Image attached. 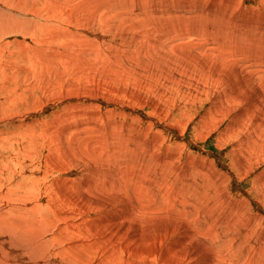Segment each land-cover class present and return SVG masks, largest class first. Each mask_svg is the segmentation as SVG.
Masks as SVG:
<instances>
[{"label": "rangeland", "instance_id": "1", "mask_svg": "<svg viewBox=\"0 0 264 264\" xmlns=\"http://www.w3.org/2000/svg\"><path fill=\"white\" fill-rule=\"evenodd\" d=\"M41 1L28 0L27 6L35 9L40 7ZM99 1L46 0L40 15L37 11L35 15L31 14L32 17H38L34 31L15 30L0 34V40L6 41L0 44V81L6 80L0 82V212H4L5 220L14 217L29 220L31 224L37 223L33 221L35 215L23 213L25 208L21 205L24 193L33 183L34 175L24 172L15 178L18 185L9 183L18 172L9 169L12 165H8V158L14 154L15 160L12 161L26 162L29 170L33 166L41 167V163L34 164V159L40 160L42 157L49 166L59 164L53 166L57 170H53L47 177V182H51L54 187L53 194L46 195V200L42 202L45 204L55 197L56 203L60 204L56 207L62 212V217L53 229L73 230L74 237L65 231L61 235L64 246L68 244L65 238L69 236L71 239L73 248L66 254L71 260L70 264H264V128L258 127L256 124L260 122L256 119L258 122L255 124L253 117L240 125L242 119H248L243 115H247V112L241 109L245 119L236 114L241 107L252 105L260 107L257 116L264 114V0H178L182 4L180 11L172 0ZM2 3L4 1L0 0ZM144 3L149 6L145 8ZM113 4H117L121 10H116ZM130 13L134 16L129 18ZM164 13L167 14L165 17ZM171 13L174 17L169 18ZM220 14L227 17H220ZM172 21L173 25H168ZM109 26L113 29L106 32V35L104 30ZM229 27H233V32L236 29L238 31L232 37L227 33ZM33 33H40V36ZM167 33L186 34V43L192 49L187 48L189 51L181 53V39L171 38ZM18 38L25 39L28 44L16 41ZM170 39L176 40L178 44L174 47ZM44 40L45 48L41 46ZM77 40L81 41L80 46ZM222 44L227 46L226 49H230L233 44L235 48L240 46L244 50L247 44L248 49L253 50L247 57L248 61L245 57H238L240 66L237 70L242 68L243 84H236L235 80L229 82L231 79L223 76L225 90L230 91L234 87L240 94L244 93L251 98V101L247 98L249 104L244 99L240 105L236 102V108L231 110L220 107V67L215 62L206 63L205 56L211 48L219 52ZM39 54L47 55L48 61L33 56ZM164 57L170 61L166 67L160 64L159 67L156 65L157 68H148L142 62L146 59L156 62ZM180 61L189 62L195 68H198L200 61L199 67L204 66L206 76L200 79L198 72L192 70H188L187 76L173 70L169 77L163 74L165 69L173 68L172 64H179ZM251 79L258 83L253 85L255 90L246 92L248 84L245 82ZM166 85L174 87L166 88ZM113 122L119 125L114 127L111 124ZM88 124L90 126L87 128ZM236 127L241 128L236 130ZM69 130L73 131L70 133L73 136L68 134ZM140 137L141 140H137ZM39 146L41 153L38 152ZM30 148L34 149L32 154L29 153ZM15 149H20L21 153L16 155ZM165 155L170 156V159L162 163L161 167L143 163L146 159L155 160ZM48 156H51V160H47ZM2 160H7V164L2 163ZM155 174L162 176H155L152 180ZM142 175L146 176L135 181ZM147 176L151 178L148 183L145 182L149 180ZM56 178L62 181L55 183ZM192 181L196 184L197 192L189 194L179 191L180 188L188 187ZM81 182L88 184L86 190L76 197L68 194L69 184L79 186ZM10 184L16 188L8 187ZM113 185L117 187L112 189ZM153 186L160 193L155 196L151 194L148 199L147 195L142 196L146 187L153 190ZM19 188L23 189L22 193H19ZM164 190L165 195L161 192ZM124 191L131 194L127 195ZM183 200L189 203H181ZM223 202H228V206ZM144 206L150 207L145 210L149 212L146 215L137 210L138 207L145 209ZM13 208L15 212H20L18 216L11 213ZM125 210H128L127 213H124ZM130 211H136L139 215L128 219ZM50 217L55 218L52 215ZM78 217H81L82 222L77 221ZM104 221L110 222L105 224ZM235 229H239L238 232ZM103 233L112 235L108 243L82 246L83 241L80 239L92 240ZM130 236H134L136 241L131 243ZM236 244L239 246H234ZM63 259H66L65 255Z\"/></svg>", "mask_w": 264, "mask_h": 264}, {"label": "bare ground", "instance_id": "2", "mask_svg": "<svg viewBox=\"0 0 264 264\" xmlns=\"http://www.w3.org/2000/svg\"><path fill=\"white\" fill-rule=\"evenodd\" d=\"M4 1V3H2V4H0V34H5V33H7V32H10V31H15V30H23V31H26V32H29V31H34V26H35V22L37 21V19H38V17H36V16H31V14H33V15H35L34 13L37 11V13H38V15H40V12L45 8V4H46V0H44V1H41V0H34V1H36V2H39V1H41L40 2V7H36L35 9H29L28 8V6H27V3H28V0H3ZM92 1V0H91ZM90 0H89V2H91ZM95 1V0H94ZM99 1V0H98ZM126 1V0H125ZM137 1V0H136ZM173 2H174V5L178 8H175V9H177L178 11H180V7L182 6V4H181V2H179L178 3V0H172ZM230 1V0H229ZM228 1V2H229ZM101 1H99L98 3H100ZM127 2V1H126ZM153 2V1H152ZM156 2H157V0H156ZM231 2V1H230ZM87 3V2H86ZM102 3V2H101ZM233 3V2H232ZM237 4H238V2H236ZM103 4V3H102ZM101 4V5H102ZM140 4H143L142 2H140ZM145 4V3H144ZM192 4V3H191ZM43 5V6H42ZM128 5V4H127ZM156 5H158V3H156ZM156 5H155V7H156ZM174 5H173V7H174ZM188 5V4H187ZM232 5H234V4H232ZM85 6V5H84ZM149 6V5H148ZM147 6V4H145V8L146 7H148ZM167 6V5H166ZM189 6H191V5H189ZM194 6H196V5H194ZM229 6V5H228ZM234 6H236V5H234ZM238 6V5H237ZM100 7V6H99ZM112 7H117V4H113V6ZM134 7V6H133ZM139 7V6H138ZM241 7V6H240ZM82 8V7H81ZM119 7H117L116 8V10L118 9ZM123 8V7H122ZM226 8V7H225ZM100 9V8H99ZM132 9V8H131ZM167 9V8H166ZM247 9V8H246ZM80 10V9H79ZM118 10H121L120 8L118 9ZM123 10V9H122ZM126 10V9H125ZM141 10V9H140ZM162 10V9H161ZM227 10V9H226ZM237 10H239V9H237ZM259 10V9H258ZM146 11V10H145ZM152 11H153V9H152ZM164 11H165V9H164ZM177 11V13H179ZM225 11V10H224ZM97 12V11H96ZM138 12V11H137ZM151 12V11H150ZM160 12V11H159ZM221 12V11H220ZM95 13V12H94ZM94 13H92V14H94ZM100 12H98V14H99ZM113 13H114V11H113ZM135 13H136V11H135ZM149 13V12H148ZM152 13V12H151ZM163 13V12H162ZM165 13H167V12H165ZM164 13V17H165V15H167V14H165ZM168 13H169V10H168ZM176 12H174V14L176 15L177 14ZM236 13H237V11H236ZM235 13V14H236ZM243 13V12H242ZM55 14V13H54ZM82 14V13H81ZM97 14V13H96ZM101 14V13H100ZM109 14H111V13H109ZM131 14V13H130ZM141 14V13H140ZM153 14V13H152ZM174 14H172L171 13V15L169 14V18L170 17H174ZM221 14H222V12H221ZM221 14H220V17H223V16H221ZM227 14V13H226ZM230 14H232V13H230ZM260 14V13H259ZM89 15V14H88ZM90 15H91V13H90ZM121 15V14H120ZM126 15V14H125ZM144 15V18H145V13L143 14ZM151 15V14H150ZM202 15V14H201ZM227 15H229V14H227ZM233 15V14H232ZM32 18H31V17ZM81 16V15H80ZM107 16H108V14H107ZM110 16V15H109ZM117 16H118V14H117ZM123 16V15H122ZM132 16V14L131 15H129V18ZM134 16V15H133ZM132 16V17H133ZM136 16V15H135ZM147 16V15H146ZM154 16V15H153ZM234 16V15H233ZM86 17H88L87 16V14H86ZM116 17V16H115ZM124 17V16H123ZM127 17V16H126ZM150 16H147V18H149ZM160 17H162V14H161V16ZM225 17H227L226 15L224 16V18ZM91 18V21H92V19H93V16L92 17H90ZM107 18V17H106ZM117 18V17H116ZM120 18H121V16H120ZM128 18V19H129ZM151 18V17H150ZM157 18V17H156ZM155 18V19H156ZM86 19V18H85ZM114 18H112V21H114L113 20ZM125 19H127V18H125ZM140 19V18H139ZM146 19V18H145ZM158 19H160V18H158ZM133 20H134V18H133ZM142 20V19H141ZM140 20V21H141ZM162 20H163V18H162ZM167 20H168V18H167ZM260 20V19H259ZM85 21V20H84ZM88 21V20H87ZM125 21V20H124ZM139 21V20H138ZM144 21V20H143ZM166 21V20H165ZM181 21V20H180ZM220 21V20H219ZM258 21V20H257ZM70 22H71V20H70ZM80 22H82V21H80ZM107 22V21H106ZM119 22V21H118ZM121 23H122V20L120 21ZM126 22H128V20L126 21ZM130 22V21H129ZM137 22V21H136ZM158 22H159V20H158ZM177 22V21H176ZM186 22H188V21H186ZM185 22V23H186ZM228 21H224V23H227ZM84 24H85V22H83ZM100 23H102V22H100ZM104 23V22H103ZM109 23V22H108ZM113 23V22H112ZM133 23H134V21H133ZM145 23V22H144ZM146 23H147V21H146ZM160 23V22H159ZM159 23H158V25H159ZM165 23V22H164ZM173 23V21L171 22V23H168V25L169 24H172ZM45 24V23H44ZM72 24V23H71ZM135 24H137V23H135ZM140 24V23H139ZM220 24V23H219ZM264 24V23H263ZM69 25V24H68ZM115 26H116V24H114ZM113 25V26H114ZM134 25V24H133ZM147 25H149L148 23H147ZM173 25V24H172ZM46 26V25H45ZM81 26V25H80ZM101 26H102V24H101ZM105 26V25H104ZM112 26V25H111ZM111 26H109V27H111ZM112 26V27H113ZM120 26V25H119ZM150 26V25H149ZM205 26V25H204ZM258 26V25H257ZM109 27H107L105 30H104V32L106 33V32H108V31H111V29H113L112 27L111 28H109ZM152 27H154V26H152ZM173 27V26H172ZM193 27V26H192ZM103 28H105V27H103ZM175 28H176V26H175ZM174 28V29H175ZM206 28V27H205ZM225 28V27H224ZM241 28V27H240ZM243 28V27H242ZM241 28V29H242ZM162 29H164V28H162ZM180 29V28H179ZM244 29V28H243ZM217 30H219L218 28H217ZM224 30V29H223ZM247 30V29H246ZM102 30H100V32H101ZM177 31V30H176ZM206 31H207V29H206ZM208 31H209V29H208ZM215 31V30H214ZM236 31H237V29H236ZM236 31L235 32H233V27H229L228 29H227V33H228V35H230V37H232V36H234V33H236ZM264 31V30H263ZM104 32H102V33H104ZM113 32V31H112ZM141 32V31H140ZM175 32V31H174ZM217 32V31H216ZM238 32V31H237ZM245 32V31H244ZM251 32H252V30H251ZM20 33V32H19ZM18 33V34H19ZM99 33V32H98ZM165 33V32H164ZM170 33H173V31H171L170 30ZM170 33H167V36H170L171 38L172 37H175V38H180L181 39V42H180V45H181V47H182V50H181V53H183V52H186V51H189V49H187V48H191L192 49V47H189V45L186 43V34H173V35H171ZM218 33V32H217ZM241 33V32H240ZM35 36H40V33H33ZM108 33H106V35H107ZM146 34H147V32H146ZM158 34V33H157ZM156 34V35H157ZM199 34V33H198ZM221 34H224L222 31H221ZM239 34V33H238ZM238 34H235V35H238ZM72 35V34H71ZM80 35V34H79ZM164 35H166V34H164ZM203 35V34H202ZM243 35V34H242ZM245 35H246V33H245ZM85 36H87V35H85ZM225 36V39H226V35H224ZM244 36V35H243ZM242 36V37H243ZM264 36V35H263ZM72 37V36H71ZM81 37H83V36H81ZM106 37V36H105ZM241 37V36H240ZM240 37H238V38H240ZM248 37V36H247ZM250 37L251 36H249V39H250ZM257 37V36H256ZM260 37V36H259ZM16 38V37H15ZM69 38V37H68ZM85 38H87V37H85ZM98 38L99 39H102L101 37H99L98 36ZM108 38V37H107ZM223 38V37H222ZM61 39H62V36H61ZM64 40H67V39H65V37L63 38ZM76 39H77V37H76ZM80 39V38H79ZM78 39V40H79ZM83 39V38H82ZM212 39H213V37H212ZM232 39V38H231ZM230 39V40H231ZM236 39V38H235ZM241 39V38H240ZM244 39H248V38H244ZM257 39H259L258 37H257ZM77 40V44L80 46V42L81 41H78ZM238 40V39H237ZM260 40V39H259ZM16 41H21V42H24V43H26V44H28L27 43V41L25 40V39H23V40H19V38L18 39H16ZM86 41V40H85ZM167 41V40H166ZM170 41H171V44L175 47V45H176V43H177V41L176 40H174V39H170ZM211 41V40H210ZM227 41H228V39H227ZM242 41H243V38H242ZM249 41V40H248ZM6 41H2V40H0V44H3V43H5ZM46 42V40H44V42L41 44V46H43L44 48H45V43ZM48 42V41H47ZM68 42V41H67ZM71 42H73V41H71ZM230 42V41H229ZM250 42V41H249ZM253 42V41H252ZM257 43H258V41H256ZM83 43V42H82ZM81 43V44H82ZM211 42H209V44H210ZM224 43V42H223ZM262 43V41L260 42V44ZM71 44V43H70ZM72 44H74V43H72ZM71 44V45H72ZM76 44V43H75ZM90 44V43H89ZM178 44V43H177ZM221 44V43H220ZM230 44V43H229ZM249 44V43H248ZM254 44V43H253ZM71 45H68V46H71ZM91 45V44H90ZM119 44H117L116 46H118ZM205 45H208V43L207 44H205ZM223 45V44H222ZM222 45H220V51L219 52H215L214 51V49L213 48H211L210 50H209V53L207 54V55H205L206 56V59H207V62L206 63H211V62H215V63H217L218 65H219V67H220V107H227V108H229L230 110L231 109H235L236 108V106L234 105L236 102H238L239 103V105H240V101L242 100V99H244L247 103H248V101H247V98H248V96H246V95H244V93L243 94H240V92H238L233 86V88L229 91V90H225L226 89V83H225V79L224 80H222L223 79V76H227V78L226 79H228L229 78V82H231L232 80H235L237 83L236 84H239V85H241V84H243L242 83V79H241V77H242V75H241V70H242V68L241 69H239V70H237V67L238 66H240V62L238 61V60H240L238 57L240 56V57H242L243 59H244V57L247 59V57L252 53V51L250 50V49H248V45L247 44H245L246 46H247V49H243L242 47H237V48H235V45H230V49L228 48V49H226L225 47H227L226 45L224 46H222ZM79 46L78 47H76V48H79ZM81 46H84V45H81ZM92 46V45H91ZM120 46V45H119ZM258 46V45H257ZM74 47V46H73ZM97 47V46H96ZM203 47V46H202ZM251 47V46H250ZM47 48V47H46ZM235 48V49H234ZM252 48V47H251ZM258 48V47H257ZM64 49H66V48H64ZM74 50V49H73ZM73 50H71V51H73ZM80 50V49H79ZM82 50V49H81ZM83 50H85V49H83ZM89 50H90V48H89ZM96 50H97V48H96ZM137 50V49H136ZM135 50V51H136ZM99 51V50H98ZM79 52V51H78ZM91 52V51H90ZM95 52V51H94ZM139 52V51H138ZM256 52H257V50H256ZM133 53H134V51H133ZM160 53V52H159ZM158 53V54H159ZM234 53H237V54H234ZM73 54V53H72ZM99 54H101V52L100 53H98V55ZM262 54V53H261ZM50 55H52V54H50ZM50 55H49V57H50ZM256 55V54H255ZM33 56H37V57H41V58H44L45 60L47 59V61H48V57H47V55L46 56H44V55H41V54H39V55H33ZM68 56H70V55H68ZM114 56V55H113ZM119 56V55H118ZM264 56V55H263ZM52 57V56H51ZM54 57V56H53ZM102 57V56H101ZM253 57V56H252ZM262 57V56H261ZM64 58V57H63ZM104 58V57H103ZM139 58V57H138ZM259 58V57H258ZM263 59H264V57H262ZM87 59V58H86ZM112 59V58H111ZM72 60H74L73 58H72ZM147 61H142V62H144V63H146V65H148V68H149V66H152V67H155V68H157V66L159 67V65L160 64H162V65H165L164 67H166L169 63H170V61H168V59L166 58V57H164L162 60H157L156 62L155 61H152V60H149V59H146ZM149 60V61H148ZM242 60V59H241ZM249 59H247V61H248ZM0 61H1V55H0ZM53 61V60H52ZM110 61V60H109ZM200 61L204 64V61L200 58ZM200 61H199V63H198V68H195V66H193L191 63H189V62H185V61H180L179 62V64H172L173 65V68H169V70L168 69H165L166 70V74L165 73H163L166 77H169L170 75H169V73H170V71H175V72H178L179 74H181V73H183V74H185L186 76L188 75V74H186L187 72H188V70H192V71H197L198 72V77L200 78V79H203L205 76H206V70H205V68H204V66L202 67V68H200L199 67V64H200ZM24 63H25V60L23 61ZM22 62V63H23ZM72 63H73V61H71ZM76 62V61H75ZM242 62H243V60H242ZM262 62V61H261ZM23 63V64H24ZM39 63V62H38ZM249 63H251V62H249ZM254 62H252V64H253ZM27 64V63H26ZM68 64V63H67ZM242 64H245V63H242ZM37 65V64H36ZM40 65V64H39ZM38 65V66H39ZM74 65V64H73ZM105 65V64H104ZM157 65V66H156ZM248 65V64H247ZM24 66V65H23ZM35 66V65H34ZM45 66V65H44ZM139 66H140V64H139ZM30 67V66H29ZM37 67V66H36ZM95 67V66H94ZM143 67H145L144 65H143ZM244 67V69H246V67L245 66H243ZM251 67H252V65H251ZM255 67H257L256 65H255ZM260 67V66H259ZM20 68H22L21 66H20ZM25 68H26V66H25ZM258 68V67H257ZM256 68V69H257ZM38 69V68H37ZM176 69V70H175ZM244 69H243V71H244ZM249 69V71H250V68H248ZM252 69H253V67H252ZM262 69V68H261ZM44 70H45V68H44ZM112 70H115V69H112ZM148 70V69H147ZM34 71V70H33ZM36 71V70H35ZM40 71V70H39ZM38 71V72H39ZM248 71V72H249ZM252 71V70H251ZM261 71V70H260ZM260 71H258V72H260ZM41 72V71H40ZM39 72V73H40ZM135 72V71H134ZM144 72V71H143ZM257 72V71H256ZM21 73V72H20ZM29 73V72H28ZM27 73V74H28ZM147 73H150V72H147ZM155 73H157V72H155ZM251 73V72H250ZM253 73V72H252ZM262 73H263V71H262ZM44 74V73H43ZM139 74V73H138ZM152 74V73H151ZM245 74H246V72H245ZM147 75V74H146ZM255 75H256V73H255ZM258 75H259V73H258ZM41 76V75H40ZM145 76V75H144ZM148 76V75H147ZM151 76V75H150ZM180 76V75H179ZM245 76V75H244ZM247 76V75H246ZM257 76V75H256ZM103 77V76H102ZM146 77V76H145ZM180 77H182V76H180ZM258 77H260V76H258ZM248 78V77H247ZM246 78V79H247ZM256 78V77H255ZM26 79V78H25ZM39 79V78H38ZM88 79V78H87ZM154 79V78H153ZM156 80V79H155ZM157 80H159V79H157ZM244 80V79H243ZM258 80V79H257ZM4 82V81H6L5 79H2L0 82ZM245 81V80H244ZM42 82V81H41ZM153 82V81H152ZM256 81H255V79H251V80H248L247 82H245V83H247L248 85L245 87V91L246 92H248L250 89L251 90H253L254 89V86L253 85H255L254 83H255ZM28 83V82H27ZM256 83H258V81L256 82ZM40 84V83H39ZM260 84V83H259ZM258 84V85H259ZM44 85V84H43ZM65 85V84H64ZM257 85V86H258ZM29 86H30V84H29ZM41 86V85H40ZM59 86V85H58ZM143 86V85H142ZM260 86V85H259ZM15 87V86H14ZM25 87V86H24ZM164 87H166V88H169V87H171V88H173L174 87V85H166V86H164ZM178 87V86H177ZM11 88V87H10ZM43 88V87H42ZM121 89V88H120ZM12 90V89H11ZM255 90V89H254ZM129 92V91H128ZM124 93V92H123ZM260 93V92H259ZM246 94V93H245ZM255 95V94H254ZM259 95V94H258ZM258 95H256V96H258ZM260 95H262V94H260ZM251 96V95H250ZM249 96V97H250ZM264 96V95H263ZM91 97V96H90ZM94 97V96H93ZM124 97V96H123ZM258 98V97H257ZM262 98V97H261ZM93 99V98H92ZM138 99V98H137ZM248 99H250V101H251V98H248ZM131 101H133V100H131ZM254 101V100H253ZM141 102V101H140ZM143 102H145V100L143 101ZM251 103H253V102H251ZM134 104V103H133ZM145 104V103H144ZM249 104V103H248ZM143 105V104H142ZM131 106H134V105H131ZM264 107V106H263ZM131 109V108H130ZM244 109V111H246L247 112V115H245V114H243L244 116H246L248 119H246V121H242L241 120V122H240V125H244L247 121H249L252 117H253V122H255V124L259 121L260 123H258V124H256L258 127H260V128H264V114H260V115H258L257 116V112H258V110H260V107H258V106H249V107H247V108H240L239 109V111H237L236 112V114L237 115H239L240 117H243V115H242V110ZM122 113V112H121ZM258 113H260V112H258ZM90 116V115H89ZM90 117H92V116H90ZM245 117V118H246ZM244 118V117H243ZM244 118V119H245ZM256 119L258 120V121H256ZM113 120V119H112ZM89 121V120H88ZM90 122V121H89ZM99 122H101L102 123V121H99ZM86 123H87V121H86ZM94 123V122H93ZM100 123V124H101ZM111 124H113L114 125V127L115 126H118L119 125V123H116V122H113V123H111ZM138 124V123H137ZM76 125V124H75ZM81 125V124H80ZM120 125H121V123H120ZM84 126V125H83ZM90 126V124H88L87 125V128ZM132 126H133V124H132ZM131 126V127H132ZM140 126V125H139ZM95 127V126H94ZM113 127V128H114ZM238 127V126H237ZM236 127V130H239L241 127H239V128H237ZM86 128V129H87ZM90 128H92V127H90ZM138 128V127H137ZM245 127H243V129H244ZM74 129V128H73ZM76 129V128H75ZM74 129V131H77V129L75 130ZM82 129V128H81ZM70 131V130H69ZM68 131V132H69ZM82 131V130H81ZM92 131V130H91ZM115 131V130H114ZM130 131V130H129ZM52 132V131H51ZM73 132V131H72ZM71 131L68 133V134H70V133H72ZM100 132H101V130H100ZM105 132V131H104ZM48 133V132H47ZM46 133V134H47ZM97 133V132H96ZM130 133V132H129ZM132 133V132H131ZM249 133V132H248ZM74 134H76V133H74ZM94 134V133H93ZM114 134V133H113ZM134 134H135V132H134ZM133 134V135H134ZM58 135V134H57ZM70 135H72V134H70ZM82 135H84V134H82ZM92 135V134H91ZM103 135V134H102ZM131 135V137H132V134H130ZM129 135V136H130ZM249 135V134H248ZM250 135H251V133H250ZM27 136V135H26ZM73 136V135H72ZM79 136V135H78ZM89 136V135H88ZM97 136V135H96ZM141 136V135H140ZM74 137H75V135H74ZM108 137V136H107ZM128 137V136H127ZM253 137V136H252ZM251 137V138H252ZM70 138V137H69ZM248 138V137H247ZM260 138V137H259ZM64 139V138H63ZM98 139V138H97ZM123 139H125V138H123ZM240 139V138H239ZM243 139V138H242ZM245 139V138H244ZM253 139V138H252ZM66 140H67V138H66ZM78 140H80V139H78ZM89 140V139H88ZM93 140V139H92ZM137 140H141V137L140 138H137ZM246 140H248V139H246ZM264 140V139H263ZM24 141V140H23ZM94 142H96L95 140H93ZM102 141V140H101ZM135 141V140H134ZM145 141V140H144ZM52 142V141H51ZM66 142V141H65ZM85 142V141H84ZM82 143V142H81ZM98 143V142H97ZM86 145V143H83V145ZM92 144H94V143H92ZM78 145V144H77ZM127 145V144H126ZM79 146V145H78ZM249 146V145H248ZM89 147V146H88ZM139 147H141V146H139ZM76 148V147H75ZM79 148V147H78ZM149 148H151V147H149ZM10 149V148H9ZM11 150V149H10ZM80 150H81V147H80ZM123 150V149H122ZM41 151H42V149H41V147L39 146V149H38V152L39 153H41ZM152 151V150H151ZM150 151V154L149 155H151V152ZM34 152V149L33 148H30L29 149V153H33ZM50 152V151H49ZM118 152V151H117ZM14 153H16V155H19L20 153H21V150L19 149V150H17V149H15V152ZM57 153V152H56ZM67 153V152H66ZM247 153V152H246ZM13 155L14 154H12V156H11V158H10V156H9V158H8V165L10 166V165H12L9 169H11V170H16L18 173H17V176L16 177H14L13 178V181L12 182H9V183H14L15 185H18V183L19 182H17L16 180H15V178L17 179V177H20L21 176V174L22 173H24V172H27L29 175H34L33 176V183L30 185V187L27 189V191L24 193V195H23V203L21 204L24 208H25V210L23 211V213H32L31 215H35V219L33 220L34 221V223L37 221V223L36 224H31V222L29 221V220H26V221H24L23 219H21V218H11L10 220H5V216H4V212H0V264H30L29 262H31V261H33L31 264H70L69 262H71V260L67 257V251L68 250H70V249H72L73 248V246H71V242H70V237L69 236H67L65 239H67L68 240V244L67 245H65L64 246V244H62V238H61V235H62V231H65L68 235H70L71 236V234L73 235L74 233H73V230H72V232H71V230L70 229H53V227H55L56 225V222L59 220V219H61V217H62V212L61 211H59L58 210V208L56 207L57 205H59L60 206V204H58V203H56V199H55V197H53L52 199H49V198H47V199H49L48 201H46V203L45 204H43V199H45V196L46 195H48L49 193H51V194H53L52 193V189L54 188H52V185H51V182H47V177H48V175L53 171V170H57L56 168H54L53 166H55V167H57L59 164H52L53 166H49L46 162H44L43 161V158L41 157V159L40 160H38L37 158H35L34 159V164H37V163H41L42 164V166L41 167H39V166H33L32 168H30L29 170H27V168H29V167H27V163L26 162H24V161H17V162H14V161H12V159H14V157H13ZM66 155H68V154H66ZM97 155V154H96ZM248 155V154H247ZM45 156H47V155H45ZM65 156V155H64ZM79 156V155H78ZM260 156V155H259ZM50 157L51 156H48L47 157V160H49L50 159ZM61 157V156H60ZM75 157H77V156H75ZM111 157H114V156H110V158ZM62 158V157H61ZM71 158H73V157H71ZM149 158V157H148ZM78 158H76V160H77ZM99 159H101V158H99ZM106 161H107V159L106 158H104ZM119 159H121V158H119ZM170 159V156H168V155H165V156H159V157H157V158H155V160H152V159H146V160H144L143 161V163L144 164H146V165H149V166H151L150 164H152V165H158L159 167H161V165H162V163L164 164V162H166V161H168ZM15 160V159H14ZM51 160V159H50ZM111 160V159H110ZM114 160H115V158H114ZM124 160V159H123ZM73 162H74V160H72ZM97 161V160H96ZM103 161V160H102ZM121 161V160H120ZM120 161H118V162H120ZM79 162V161H78ZM114 162V161H113ZM122 162V161H121ZM120 162V163H121ZM2 163H5V164H7V160H2ZM49 163V162H48ZM108 163V162H107ZM125 163H126V161H125ZM136 163V162H135ZM69 164V163H68ZM81 164V163H80ZM51 165V164H50ZM126 165V164H125ZM124 165V166H125ZM130 165V164H129ZM193 165V164H192ZM252 165V164H251ZM60 166H62V167H64L63 165H61L60 164ZM148 166V167H149ZM163 166V165H162ZM165 166V165H164ZM167 166H169V165H167ZM102 167V166H101ZM141 167H142V164H141ZM141 167H139V168H141ZM147 167V168H148ZM174 167V166H173ZM189 167V166H188ZM195 167V166H194ZM244 167V166H243ZM0 168H1V166H0ZM59 168V167H58ZM96 168V167H95ZM171 168V167H170ZM181 168L182 167H180V170H181ZM148 169H150V168H148ZM255 169V168H254ZM59 170V169H58ZM81 170V169H80ZM127 170V169H126ZM125 170V171H126ZM142 170V169H141ZM144 170V169H143ZM146 170V169H145ZM172 170V169H171ZM170 170V171H171ZM192 170V169H191ZM113 171V170H112ZM150 171V170H149ZM148 171V172H149ZM175 171V170H174ZM189 171V170H188ZM237 171V170H236ZM64 172V171H63ZM143 172V171H142ZM172 172V171H171ZM262 172V171H261ZM2 174H3V176H4V171L2 172ZM106 174H107V172H106ZM238 174V173H237ZM51 175V174H50ZM67 175V174H66ZM99 175V174H98ZM115 175V174H114ZM140 175V174H139ZM147 175V174H146ZM146 175H142V176H140V177H138V178H136V180L135 181H140L144 176H146ZM226 175V174H225ZM234 175V174H233ZM0 176H1V174H0ZM108 176V175H107ZM111 176V175H110ZM155 176H162V174H160V175H158V174H155L152 178V180H154V177ZM165 176V175H164ZM173 176V175H172ZM190 176V175H189ZM193 176V175H192ZM229 176V175H228ZM227 176V177H228ZM119 177H120V174H119ZM125 177V176H124ZM3 178V177H2ZM126 178V177H125ZM133 178V177H132ZM147 178L149 179V180H146L145 182H147V181H150V177H148L147 176ZM67 179V178H66ZM112 179V178H111ZM120 179H121V177H120ZM127 179V178H126ZM129 179H130V177H129ZM212 179V178H211ZM255 179V178H254ZM99 180V179H98ZM117 180V179H116ZM188 180H189V178H188ZM201 180V179H200ZM219 180V179H218ZM255 180H257V178L255 179ZM254 180V181H255ZM58 181H62L60 178H56L55 179V183L56 182H58ZM92 181V180H91ZM102 181H104V180H102ZM127 181V180H126ZM129 181V180H128ZM180 181V180H179ZM260 181V180H259ZM258 181V182H259ZM1 182V181H0ZM67 182V181H66ZM69 183L70 182H72V181H68ZM101 182V181H100ZM110 182H112V181H110ZM122 182V181H121ZM182 182H184V181H182ZM194 182H197V179H194ZM193 181L189 184V186L188 187H185V188H180L179 189V191L181 192L182 191V193L183 192H186V193H189V194H194L195 193V191L197 192L198 191V189L196 188V184L194 183ZM205 182H206V180H205ZM2 183V182H1ZM1 183H0V186H1ZM8 183V184H9ZM115 183V182H114ZM148 183V182H147ZM146 183V184H147ZM151 183V182H150ZM53 184H54V182H53ZM58 184V183H57ZM67 184V183H66ZM105 184V183H104ZM129 184V183H128ZM152 184V183H151ZM184 184V183H183ZM210 184V183H209ZM12 186V184H10V185H8V187H10V188H12V187H14V189L16 188V186ZM70 185L71 184H69L68 185V194H70V195H72V196H74V197H76L77 195H78V193H80V192H82L83 190H86V188H87V183H85V182H81V184L79 185V186H74V185H71V187H72V189L70 190ZM109 185H111V184H109ZM139 185H140V183H139ZM142 185V184H141ZM145 185V184H144ZM204 185V184H203ZM226 185V184H225ZM224 185V186H225ZM260 185V184H259ZM74 186V187H73ZM152 186V185H151ZM179 186H181V185H179ZM254 186H255V183H254ZM117 186H114L113 185V187H112V189H115ZM118 187H120L119 185H118ZM143 187V186H142ZM148 187V186H147ZM147 187L144 189V191H143V193H142V196H146L147 195V199H148V197H149V195H153L154 194V196H155V194H158V193H160V190H158L157 188H155L154 186H153V190H149V189H147ZM128 188V187H127ZM133 188V187H132ZM149 188V187H148ZM166 188H167V186H166ZM195 190H194V189ZM262 188V187H261ZM260 188V189H261ZM6 189V188H5ZM9 189V188H8ZM138 189H140V188H138ZM137 189V190H138ZM257 189V188H256ZM3 191H4V189H2ZM58 190V189H57ZM121 190V189H120ZM125 190V189H124ZM133 190H134V188H133ZM15 191V190H14ZM18 191V190H17ZM19 193H22L23 192V189L22 188H19ZM140 191V190H139ZM139 191H137L138 193H139ZM172 191V190H171ZM214 191V190H213ZM257 191V190H256ZM116 192H119V190H116ZM125 192V194H127V195H129V191L127 192V191H124ZM134 192H136V191H134ZM136 192V193H137ZM161 192H163V194L165 195V190L164 191H161ZM205 191L203 190V193H204ZM223 192H224V189H223ZM259 192V191H258ZM8 193V192H7ZM213 193V192H212ZM6 194V193H5ZM54 194H57V193H54ZM115 194H117V193H115ZM131 194V193H130ZM214 194V193H213ZM87 195V194H86ZM122 195V194H121ZM120 195V196H121ZM140 195V194H139ZM160 195V194H159ZM215 195V194H214ZM198 196V195H197ZM11 197L13 198V199H15V197L11 194ZM157 197V196H156ZM200 197L201 198H203L204 196L203 195H200ZM144 198V197H143ZM69 199V198H68ZM125 199V198H124ZM127 199V198H126ZM128 199H129V197H128ZM154 199V198H153ZM165 199V198H164ZM261 199V198H260ZM46 200V199H45ZM130 200H131V198H130ZM197 200H198V198H197ZM201 201V200H200ZM228 201V200H227ZM4 202V201H3ZM33 202V203H32ZM106 202V201H105ZM125 202H126V200H125ZM156 202H157V199H156ZM173 202V201H172ZM181 203H185V205H187L189 202H187V200H183V201H180ZM179 202V205H181V203ZM202 202V201H201ZM221 202V201H220ZM127 204H128V201L126 202ZM224 203V202H223ZM226 203V202H225ZM225 203H224V205H225ZM228 203V202H227ZM226 203V204H227ZM230 203V202H229ZM157 204V203H156ZM200 203L198 202V205H199ZM231 204V203H230ZM259 204V203H258ZM65 205V204H64ZM195 205V204H194ZM233 205V204H232ZM238 205V204H237ZM264 205V204H263ZM3 206V205H2ZM7 206H9V205H7ZM138 206V205H137ZM162 206V205H161ZM165 206V205H164ZM226 206V205H225ZM227 206H228V204H227ZM10 207V206H9ZM145 207V206H144ZM239 207V206H238ZM7 208V207H6ZM121 208V207H120ZM150 207H145V209L144 208H142V207H138L137 208V210L142 214V215H146L147 213H149V212H147L146 213V209L148 210ZM173 208V207H172ZM193 208V207H192ZM88 209V208H87ZM118 209V208H117ZM125 209V208H124ZM133 209H135V208H133ZM132 209V210H133ZM152 209V208H151ZM194 209V208H193ZM225 209V208H224ZM233 210L235 209V207L234 208H232ZM5 210H7V209H5ZM11 210V209H10ZM131 210V211H132ZM154 210V209H153ZM226 210V209H225ZM229 210V209H228ZM115 211V210H114ZM127 211L128 210H125L124 211V213H127ZM130 211V213H128V214H130L131 216L130 217H128V219H132V218H136V216L137 215H139L138 214V212L136 213V211L133 213V212H131ZM150 211H152V210H150ZM171 211V210H170ZM111 212H113V211H111ZM120 212H121V210H120ZM232 212V211H231ZM234 212V211H233ZM11 213L12 214H14V215H19L20 214V212H15V209L13 208L12 209V211H11ZM123 213V212H122ZM154 213V212H153ZM8 214H9V212H8ZM119 214V213H118ZM55 216V218L54 219H52L51 217L49 218V216ZM67 215V214H66ZM236 215V214H235ZM21 216V215H20ZM25 216V215H24ZM120 217V216H119ZM119 217H117V218H119ZM124 217V216H123ZM126 217V216H125ZM139 217V216H138ZM30 218H34V217H30ZM79 218V217H78ZM92 218V217H91ZM100 218V217H99ZM169 218V217H168ZM70 219V218H69ZM82 220L84 221L85 219L84 218H82ZM184 220V219H183ZM223 220V219H222ZM249 220H251V219H249ZM77 221H81V217L79 218V219H77ZM111 221V220H110ZM110 221H104V223L106 224L107 222H110ZM239 221H241V220H239ZM82 222V221H81ZM133 222V221H132ZM188 222V221H187ZM224 222V221H223ZM251 222V221H250ZM33 223V222H32ZM65 223V222H64ZM96 223V222H95ZM113 223V222H112ZM221 223V222H220ZM244 223H245V221H244ZM100 224L101 225H104V224H102V222H100ZM35 225H37V227H38V229L36 228V226ZM67 225V224H66ZM80 225V224H79ZM222 225V224H221ZM239 225V224H238ZM242 225H244V224H242ZM91 227V226H90ZM85 228V227H84ZM107 228V227H106ZM141 228V227H140ZM222 228V227H221ZM227 228V227H226ZM188 230V229H187ZM235 230H237V229H235ZM239 230V229H238ZM238 230H237V232H238ZM259 230V229H258ZM79 231V230H78ZM120 231H122V230H120ZM141 231V230H140ZM244 231V230H243ZM262 231V230H261ZM136 232V231H135ZM240 232H241V230H240ZM251 232V231H250ZM249 232V233H250ZM78 233V232H77ZM94 233V232H93ZM121 233V232H120ZM248 233V234H249ZM75 234H76V231H75ZM81 235H82V233H80ZM88 234V233H87ZM118 234V233H117ZM139 234H141V233H139ZM138 234V235H139ZM234 234V233H233ZM250 234H253L252 232L250 233ZM78 235V234H77ZM101 235V234H100ZM134 235H135V233H134ZM246 235H247V233H246ZM246 235H244V236H246ZM63 236V235H62ZM119 236H120V234H119ZM141 236V235H140ZM239 236V235H238ZM257 236V235H256ZM73 237H74V235H73ZM73 237H72V239H73ZM82 237V236H81ZM110 237H112V235H108V234H106V233H103L101 236H97V237H94L92 240H86V239H80V240H82L83 242H82V246H84V247H90V246H93V245H102V244H104V243H108L109 242V240H110ZM131 238H132V241H131V243L136 239H134L132 236H130ZM136 237V236H135ZM87 238V237H86ZM138 238L139 237H137V240H138ZM144 238V237H143ZM236 238V237H235ZM238 238V237H237ZM248 238V237H247ZM191 239V238H190ZM245 239V238H244ZM263 239V238H262ZM84 240H86V241H84ZM141 240V239H140ZM128 241H130V239H128ZM127 241V244H130V242H128ZM136 241V240H135ZM236 241V240H235ZM237 243H239V242H237ZM62 244V245H61ZM169 244V243H168ZM224 245V244H223ZM239 246V244H236V245H234V246ZM253 245V244H252ZM59 246V247H58ZM226 246V245H225ZM254 246V245H253ZM258 246V245H257ZM257 246H255V247H257ZM178 247H179V245H178ZM186 248V247H185ZM231 248V247H230ZM237 248V247H236ZM229 249V248H228ZM239 249V247L237 248V250ZM258 249V248H257ZM177 250H179V249H177ZM193 250V249H192ZM230 250V249H229ZM223 251V250H222ZM225 251H227V250H225ZM232 252V251H231ZM114 253V252H113ZM164 253V252H163ZM168 253V252H167ZM188 253V252H187ZM192 254V253H191ZM62 255V256H61ZM65 255V258L66 259H63V256ZM111 255H114V254H112L111 253ZM117 255H118V253H117ZM189 255H190V253H189ZM255 255V254H254ZM79 258L81 259V255H80V253H79ZM228 256V255H227ZM233 256V255H232ZM239 256H241V255H239ZM246 256V255H245ZM251 256V255H250ZM31 257V258H30ZM186 257V256H185ZM196 257V256H195ZM233 257H235V256H233ZM118 258V257H117ZM189 258V257H188ZM247 258V257H246ZM187 259V258H186ZM224 259V258H223ZM225 259H227V258H225ZM230 259V258H229ZM31 260V261H30ZM114 260V259H113ZM184 260H185V258H184ZM67 261V262H66ZM121 261V260H120ZM153 261V260H152ZM155 261V260H154ZM227 261V260H226ZM245 261V260H244ZM246 261H248V260H246ZM191 262V261H190ZM217 262V261H216ZM186 264V263H185ZM192 264V263H191ZM194 264V263H193Z\"/></svg>", "mask_w": 264, "mask_h": 264}]
</instances>
